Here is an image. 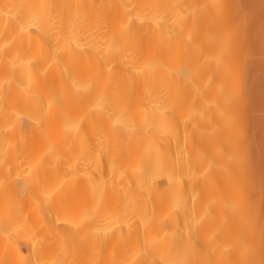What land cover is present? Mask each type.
<instances>
[{
    "label": "bare ground",
    "instance_id": "bare-ground-1",
    "mask_svg": "<svg viewBox=\"0 0 264 264\" xmlns=\"http://www.w3.org/2000/svg\"><path fill=\"white\" fill-rule=\"evenodd\" d=\"M0 264H264V0H0Z\"/></svg>",
    "mask_w": 264,
    "mask_h": 264
}]
</instances>
